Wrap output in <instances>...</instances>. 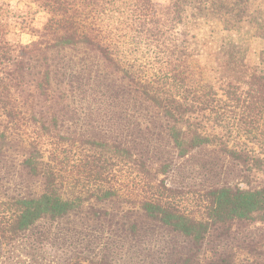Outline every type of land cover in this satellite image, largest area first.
<instances>
[{
  "label": "trees",
  "instance_id": "16d2710c",
  "mask_svg": "<svg viewBox=\"0 0 264 264\" xmlns=\"http://www.w3.org/2000/svg\"><path fill=\"white\" fill-rule=\"evenodd\" d=\"M32 4L23 52L0 2V264H264V0ZM203 150L238 181L176 186Z\"/></svg>",
  "mask_w": 264,
  "mask_h": 264
},
{
  "label": "rangeland",
  "instance_id": "374dc122",
  "mask_svg": "<svg viewBox=\"0 0 264 264\" xmlns=\"http://www.w3.org/2000/svg\"><path fill=\"white\" fill-rule=\"evenodd\" d=\"M0 2L5 4V9H7L5 14L9 15L12 25L19 34L21 51L31 50L37 38L29 29L30 27L40 28L45 22V13L35 7L32 0H0ZM155 4L159 10H170V0H155ZM261 45V41L253 40L250 53H257ZM174 163L180 174L172 175L170 180L174 181L176 186L183 184L187 187L202 188L220 178L229 182H236L240 178V168L233 167L222 156L210 153V150L198 151L186 159L175 158ZM6 256L10 257L9 261L18 264H53V256L49 252H37L34 255L24 256L19 250H11Z\"/></svg>",
  "mask_w": 264,
  "mask_h": 264
}]
</instances>
